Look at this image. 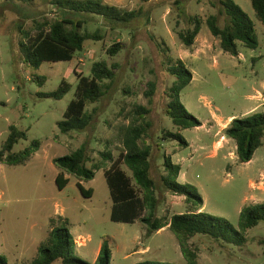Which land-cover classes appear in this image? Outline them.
Returning a JSON list of instances; mask_svg holds the SVG:
<instances>
[{"label":"rangeland","instance_id":"obj_1","mask_svg":"<svg viewBox=\"0 0 264 264\" xmlns=\"http://www.w3.org/2000/svg\"><path fill=\"white\" fill-rule=\"evenodd\" d=\"M102 1L123 11L138 12V17L129 24H111L99 16H82L86 21L83 31L98 32L102 39L87 41L72 62L44 63L34 70L24 62L22 32L35 34L37 24L55 18L56 8L51 0H0V151L12 126L28 136L12 153L23 151L34 140L41 142L27 164L0 165V255L9 264H32L51 231L62 226L75 240L74 255L89 264L96 263L106 241L112 251L111 264H186L170 226L148 235L140 221H111L113 202L105 176L111 162L97 170L92 181L66 174L68 186L61 191L56 185L60 170L53 160L70 155L82 145L89 150V168L102 163V153L108 150L117 159L120 129L142 123L136 113L138 107L150 110L145 118L151 128L144 143L152 147L151 175L160 199L159 218L170 222L192 207L186 197L165 188V158L181 166L178 182L202 197V211L228 220L236 230L243 209L264 204V139L253 160L240 163L236 142L226 136L232 117L244 119L264 113V101L257 99L259 92L264 94V26L251 0L233 1L253 21L259 46L250 49L239 42L238 57L223 52L207 25L195 47H186L179 38L180 32L190 28L182 11L203 20L217 15L223 28L222 0ZM116 44L123 48L111 57L107 50ZM179 59L193 73L181 102L202 127L180 130L166 113L169 90L175 82L168 70ZM100 61L119 68L105 96L87 106V112L94 116L92 126L84 132L61 133L58 124L75 98L78 77L90 76L93 65ZM38 77L46 78L45 84L41 85ZM63 81L73 86L64 99L42 97L57 91ZM152 83L156 90L150 103L146 93ZM166 132L179 133L188 146L164 140ZM122 169L132 176L125 165ZM78 183L93 191L92 198L81 194ZM189 246L201 264H264V223L250 229L241 246L202 235L193 237Z\"/></svg>","mask_w":264,"mask_h":264},{"label":"trees","instance_id":"obj_2","mask_svg":"<svg viewBox=\"0 0 264 264\" xmlns=\"http://www.w3.org/2000/svg\"><path fill=\"white\" fill-rule=\"evenodd\" d=\"M7 2L34 0H6ZM257 18L264 26V0H251ZM57 14L53 20L45 24H37L35 34L22 32L24 42L21 43L24 62L34 70H39L44 63L72 62L77 53L83 51L87 41H99L102 37L97 33L84 32L86 21L84 15L102 17L108 23L129 24L138 17V12L123 11L115 6L106 4L102 0H51ZM220 15L225 16V26L219 25V16L211 15L206 20L198 16L191 17L185 11L181 15L187 20L190 28L179 33L183 44L191 48L196 43L204 25H207L212 35L220 40V47L224 53L233 57L240 55L238 43L245 47L257 49L258 38L255 25L251 18L233 0L220 2ZM122 44H116L107 50L111 57H116L122 50ZM119 66H110L107 61H100L93 65L90 76H79L75 98L69 104L63 121L58 126L61 133L69 134L74 131L84 132L94 122L93 113L87 112L88 104L99 102L106 94V90L116 79V70ZM169 73L175 78L169 90L170 102L167 106V115L173 124L180 130L202 127L200 120L191 115L181 102L182 92L191 85L193 73L187 68L184 61L179 59L176 65L170 66ZM37 81L43 85L46 78L38 77ZM109 82L110 84H105ZM73 86L63 81L59 89L53 93L43 94V98L62 100L69 94ZM156 86L150 84V91L146 96L155 94ZM138 117L142 120L139 125L122 128L118 132L120 146L119 156L113 159L111 151L102 153V163L88 167L90 162L89 150L86 145L70 155L55 158L54 165L60 170L56 179L59 190H64L70 180L66 174L75 176L81 181H92L96 171L103 169L106 163L111 167L105 171L106 180L113 202L111 221L114 223L135 224L140 221L147 227L148 235L158 233L170 226L181 246L186 264H201L196 251L189 246V241L197 236H207L216 241H223L230 245L241 246L244 235L261 223H264V204L245 208L240 214L239 230L226 219L211 216L202 211L203 199L190 188L181 185L178 178L181 166L174 164L170 158H165L167 175L163 177L166 189L178 196L186 197L191 210L185 214L175 215L167 222L158 217L160 199L157 197V185L151 175L152 147L144 143L151 123L146 121L150 110L144 107L136 108ZM226 136L237 144V157L240 163H249L253 160L256 151L263 146L264 113L254 114L244 119H233L226 129ZM26 132L17 127L10 128L8 139L0 151V165L19 166L27 164L41 148V142L34 140L30 146L12 153L14 147L21 141L27 140ZM164 140L172 139L188 146L186 140L178 133L166 132ZM110 144V142H108ZM125 165L132 173L129 176L123 169ZM77 187L85 198H92L93 191L86 190L82 184ZM76 244L65 227L54 228L45 245L38 252L32 264H89L74 255ZM112 251L109 243L102 244L95 264H111ZM0 264H9L5 256L0 255ZM140 264H166L143 262Z\"/></svg>","mask_w":264,"mask_h":264},{"label":"crops","instance_id":"obj_3","mask_svg":"<svg viewBox=\"0 0 264 264\" xmlns=\"http://www.w3.org/2000/svg\"><path fill=\"white\" fill-rule=\"evenodd\" d=\"M197 38H198V37H197ZM214 39H217V38H214ZM217 41H218V43H220V40H219V39H217ZM197 42H198V39H196V43H195V44H197ZM195 44H194V46H192V47H195ZM193 49H194V48H193ZM258 94H259V95L257 96V99H258V98H259L260 100L263 99V101H264V94H262V93H260V92H259ZM233 119H234V117L231 118V121H232ZM34 157H35V155H34ZM34 157H33V158H34ZM33 158H32V159H33ZM32 159H31V160H32ZM100 250H101V249H100ZM98 253H100V252H98Z\"/></svg>","mask_w":264,"mask_h":264},{"label":"built area","instance_id":"obj_4","mask_svg":"<svg viewBox=\"0 0 264 264\" xmlns=\"http://www.w3.org/2000/svg\"><path fill=\"white\" fill-rule=\"evenodd\" d=\"M81 239V238H80Z\"/></svg>","mask_w":264,"mask_h":264}]
</instances>
